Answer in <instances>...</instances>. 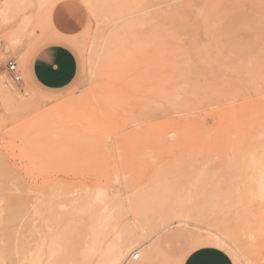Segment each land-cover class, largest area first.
<instances>
[{
	"label": "rangeland",
	"instance_id": "374dc122",
	"mask_svg": "<svg viewBox=\"0 0 264 264\" xmlns=\"http://www.w3.org/2000/svg\"><path fill=\"white\" fill-rule=\"evenodd\" d=\"M50 42L58 91L27 76ZM0 86V264H178L167 222L264 264V0H0Z\"/></svg>",
	"mask_w": 264,
	"mask_h": 264
},
{
	"label": "crops",
	"instance_id": "0c3cea01",
	"mask_svg": "<svg viewBox=\"0 0 264 264\" xmlns=\"http://www.w3.org/2000/svg\"><path fill=\"white\" fill-rule=\"evenodd\" d=\"M78 69V57L68 45L50 42L36 48L29 55L27 76L37 88L58 91L69 87L75 81ZM162 230L164 232L160 231L155 239L156 245L167 256H180L178 264H235L233 257L222 246L201 243L190 248V241L195 242V238L189 232L172 228L171 225ZM157 256L163 261L166 260L164 255ZM152 263L155 261L149 257V262L145 259L126 264Z\"/></svg>",
	"mask_w": 264,
	"mask_h": 264
},
{
	"label": "bare ground",
	"instance_id": "6f19581e",
	"mask_svg": "<svg viewBox=\"0 0 264 264\" xmlns=\"http://www.w3.org/2000/svg\"><path fill=\"white\" fill-rule=\"evenodd\" d=\"M159 1H160V0H159ZM190 3H191V2H190ZM196 3H197V2H196ZM198 5H199V4H198ZM198 5H197V6H198ZM190 6H191V5H190ZM208 6H209V5H208ZM186 7H187V6H186ZM209 8H210V7H209ZM204 11H205V10H204ZM200 12H201V11H200ZM205 12H206V11H205ZM206 13H207V12H206ZM200 14H201V13H200ZM203 15L206 16L205 13H204ZM208 16H209V15H208ZM210 16H211V15H210ZM206 17H207V16H206ZM200 18H201V17H200ZM204 18H205V17H204ZM204 18H203V19H204ZM139 20H140V19H139ZM184 20H185V19H184ZM206 20H207V19H206ZM141 21H142V20H141ZM141 21H137V23H138V22H141ZM208 21H209V20H208ZM133 23H134V22H133ZM137 23L135 22V24H136V26H137V28H138V27H140V26H138ZM141 24H144V23H140V25H141ZM144 25H145V24H144ZM132 26H134V25H132ZM136 26H134V27H136ZM142 27H144V26H142ZM136 30H137V29H136ZM142 35H143V34H142ZM141 37H142V36H141ZM135 40H136V39H135ZM132 41H133V40H132ZM138 45H139V44H138ZM133 47H134V46H133ZM137 48H138V47H137ZM138 49H139V48H138ZM135 50H136V48H135ZM138 54H139V53H138ZM0 87H1V86H0ZM2 89H3V88H2ZM6 96H7V95H6ZM4 98H5V97H4ZM59 190H60V189H59ZM59 190H58V191H59ZM62 190H63V188H62ZM63 192H64V190L62 191V193H63ZM60 193H61V192H60ZM62 193H61V194H62ZM65 194H66V193H65ZM63 196H64V193H63ZM60 197H61V195H60ZM64 197H65V196H64ZM57 199H58V198H57ZM60 200H61V199H60ZM63 200H64V199H63ZM63 200H62V201H63ZM57 201H58V200H57ZM62 201H61V202H62ZM61 202H59L58 204H60ZM63 202H65V201H63ZM77 202H78V201H77ZM78 203H79V202H78ZM58 204H57V205H58ZM73 204H74V203H73ZM83 204L85 205V203H83ZM86 204H87V203H86ZM61 205H62V204H61ZM63 205H64V204H63ZM84 205H83V206H84ZM66 206H67V205H66ZM69 206H70V204H69ZM75 207H76V206H75ZM79 207H80V206H79ZM84 207H86V205H85ZM69 209H70V207H69ZM62 210H64V209H62ZM57 211H58V210H57ZM59 211H60V210H59ZM70 211H71V210H70ZM61 212H63V211H61ZM61 212H60V213H61ZM79 212H80V211H79ZM80 213H81V212H80ZM57 214H59V213L57 212ZM57 217H58V216H57ZM61 217H63V216H61ZM184 217H185V216L183 215V213H178V214L176 215V219L178 218L179 220H182V218H184ZM67 218H68V217H67ZM69 218H70V217H69ZM69 218H68V220H69ZM184 219H185V218H184ZM68 220H66V222H67ZM76 220H78V219H76ZM76 220H75V221H76ZM80 220H81V218H80ZM82 220H83V219H82ZM187 220H188V219H187ZM78 221H79V220H78ZM85 221H87V218L85 219ZM61 222H62V221H61ZM61 222H60V223H61ZM68 222H69V221H68ZM68 222H67V223H68ZM58 223H59V221H58ZM58 223H57V224H58ZM67 223H66V224H67ZM72 223H73V222H72ZM75 223H76V222H75ZM66 224H65V225H66ZM84 224H85V222L83 223V225H84ZM168 224H169V222L165 223L162 227H161V226L158 227V228H157V229H158L157 232L159 233V232H160L164 227H166ZM59 225H60V224H59ZM59 225H58V226H59ZM72 225H73V224H72ZM76 225H77V224H75V226H76ZM85 225H86V224H85ZM63 226H64V225H62V227H63ZM67 226H68V225H67ZM88 226H89V224H88ZM88 226H87V228H88ZM66 228H67V227H66ZM80 228H81V227H80ZM96 228H97V227H96ZM71 229H73V228H71ZM77 229L79 230V225H78V228H77ZM84 229H85V228H84ZM59 230H60V229H59ZM59 230H58V231H59ZM61 231H62V230H61ZM59 232H60V231H59ZM67 232H68V231H67ZM72 232H73V231H72ZM81 232H84V231L82 230ZM64 233H65V232H64ZM74 233H75V231H74ZM99 233H101V231H100ZM79 234H80V233H79ZM82 234H83V233H82ZM86 234H87V233H86ZM86 234H85V235H86ZM61 235H62V234H61ZM66 235H67V233H65V236H66ZM65 236H64L63 239H65ZM221 237H222V236H221ZM66 238H67V236H66ZM81 238H83L82 235H81ZM92 238H93V237H92ZM194 238H195V237H194ZM222 238H223V237H222ZM63 239H61V240H63ZM67 239H68V238H67ZM65 241H66V240H65ZM65 241H64V242H65ZM69 241H70V240H69ZM61 242H62V241H61ZM81 242H82V241H81ZM118 242H119V241H118ZM209 242H210V241H209ZM211 242H212V241H211ZM215 242H222V241H221V239L216 238V239H215ZM62 243H63V242H62ZM62 243H61V244H62ZM82 243H83V242H82ZM86 243H87V242H86ZM88 243H89V242H88ZM197 243H198V242H197ZM204 243H205V242H204ZM212 243H214V242H212ZM195 244H196V243H195ZM69 245H70V243H69ZM218 245H219V244H218ZM73 246H74V245H73ZM81 246H82V245H81ZM71 247H72V246H71ZM71 247L69 248L70 250H72ZM72 248H73V247H72ZM77 248H78V247H77ZM81 248H83V246H82ZM74 249L76 250V247H75V246H74L73 250H74ZM70 250H69V251H70ZM73 250H72V253H73ZM75 250H74V251H75ZM77 250H78V249H77ZM69 251H68V252H69ZM101 252H102V251H101ZM117 252H118V251H117ZM69 253H70V252H69ZM106 253H107V252H106ZM77 254H78V253H77ZM118 255H119V254H118ZM69 257H70V256H69ZM99 257H100V255H99ZM70 258H71V257H70ZM70 258H69V259H70ZM78 262H79V261H78ZM98 264H118V261H117V258H116L115 260H112V261L102 259V260H100V261L98 262Z\"/></svg>",
	"mask_w": 264,
	"mask_h": 264
},
{
	"label": "built area",
	"instance_id": "2783aa9c",
	"mask_svg": "<svg viewBox=\"0 0 264 264\" xmlns=\"http://www.w3.org/2000/svg\"><path fill=\"white\" fill-rule=\"evenodd\" d=\"M8 71L11 74L13 82L15 84H19L23 81V74L21 71H19L18 63L15 60H10L8 62ZM132 257L133 260L138 261L141 259V253L135 252Z\"/></svg>",
	"mask_w": 264,
	"mask_h": 264
}]
</instances>
